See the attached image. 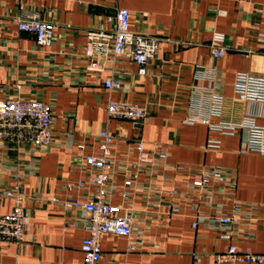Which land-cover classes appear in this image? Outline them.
Listing matches in <instances>:
<instances>
[{
	"label": "crops",
	"instance_id": "obj_1",
	"mask_svg": "<svg viewBox=\"0 0 264 264\" xmlns=\"http://www.w3.org/2000/svg\"><path fill=\"white\" fill-rule=\"evenodd\" d=\"M130 9V27L160 38L157 54L146 72L130 56L110 55L101 70L90 68L87 30L109 29L117 7ZM38 11L56 24L55 40L41 45L33 33L20 30L17 18ZM225 36L227 52L214 57L215 33ZM264 0H0V98L20 96L50 104L54 142L40 150L32 144L0 140V188L23 182L26 215L23 243L0 240V264H82L81 244L87 235L85 217L52 202L70 180L85 173L76 163L72 145L107 128L124 142L137 138L159 141L182 164H215L237 172L239 200L262 204L264 217V154L241 151L248 129L226 134L189 118L207 116L213 124H237L247 114L264 125V102L244 100L235 91L240 71L264 76ZM116 77L120 88H107L103 79ZM223 98L220 114H211L212 95ZM126 100L145 106L142 123L110 116L108 102ZM118 139V140H119ZM210 140L219 147H208ZM63 196V193H62ZM114 203L126 205L121 192ZM13 198L4 199L10 212ZM136 208H143L140 201ZM254 235L235 239L218 229L192 226L191 210L146 232V240L159 248L127 250L128 238L107 233L102 238V264H192L193 253L224 252L230 244L264 252V219ZM199 264H216L205 257ZM222 264H249L225 260ZM256 264V263H253Z\"/></svg>",
	"mask_w": 264,
	"mask_h": 264
},
{
	"label": "built area",
	"instance_id": "obj_2",
	"mask_svg": "<svg viewBox=\"0 0 264 264\" xmlns=\"http://www.w3.org/2000/svg\"><path fill=\"white\" fill-rule=\"evenodd\" d=\"M130 19V9L118 6L111 28L87 30L85 51L92 59L91 69L101 70L105 60L113 55L116 58L130 56L140 66L139 72H146V64L157 54L160 38L131 29ZM17 21L20 30L33 33L39 44H53L56 24L45 20L38 11H27ZM261 39L264 40V36ZM226 52L224 34L215 33L213 56L221 57ZM103 83L110 89L122 86L121 80L113 76L104 78ZM235 91L241 99L264 102V76L238 72ZM211 97V114H220L223 98L216 94ZM107 110L110 116L136 123L147 118L145 106L136 102L111 99ZM52 121L51 106L43 100L20 96L0 98V140L4 142L28 143L46 150L55 139ZM189 121L207 123L226 134L245 127L249 134L240 150L264 154V125L258 124L251 114L237 124H213L209 117L202 115L191 117ZM118 139L111 130L104 128L94 135V142L88 138L75 142L72 153L85 175L67 181L61 192L50 196V200L64 210L78 211L85 217L88 233L81 244L82 264H102V238L107 233L126 236L129 251L159 248L158 243L150 245L147 242L146 232L155 225L166 224L186 208L191 210L194 228L200 225L215 228L230 239L254 235L255 223L264 219L262 204L237 198V172L234 169L206 163H174L168 146L162 142L129 139L123 141L125 146L120 149ZM219 145V141L208 142V147ZM119 191L126 205L114 203ZM25 197L21 179L10 187L0 188V240L18 243L26 240V215L22 204ZM6 198L15 201L8 213L2 211ZM137 201L143 208H136ZM211 256L216 264L225 260L264 264V252L241 249L235 243L224 252L195 251L192 264H199L203 258ZM58 264L68 263L61 261Z\"/></svg>",
	"mask_w": 264,
	"mask_h": 264
}]
</instances>
